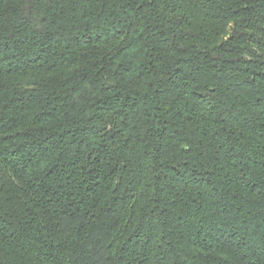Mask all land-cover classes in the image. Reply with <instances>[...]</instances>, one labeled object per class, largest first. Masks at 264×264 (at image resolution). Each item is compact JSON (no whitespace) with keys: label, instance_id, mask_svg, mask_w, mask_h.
I'll use <instances>...</instances> for the list:
<instances>
[{"label":"trees","instance_id":"1","mask_svg":"<svg viewBox=\"0 0 264 264\" xmlns=\"http://www.w3.org/2000/svg\"><path fill=\"white\" fill-rule=\"evenodd\" d=\"M0 264H264V0H0Z\"/></svg>","mask_w":264,"mask_h":264}]
</instances>
